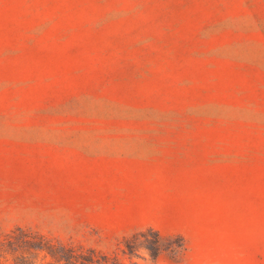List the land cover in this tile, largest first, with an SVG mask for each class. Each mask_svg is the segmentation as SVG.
<instances>
[{
	"label": "rangeland",
	"instance_id": "374dc122",
	"mask_svg": "<svg viewBox=\"0 0 264 264\" xmlns=\"http://www.w3.org/2000/svg\"><path fill=\"white\" fill-rule=\"evenodd\" d=\"M16 229L0 264H264V0H0Z\"/></svg>",
	"mask_w": 264,
	"mask_h": 264
},
{
	"label": "trees",
	"instance_id": "16d2710c",
	"mask_svg": "<svg viewBox=\"0 0 264 264\" xmlns=\"http://www.w3.org/2000/svg\"><path fill=\"white\" fill-rule=\"evenodd\" d=\"M17 230L18 233L16 232ZM25 236L27 237V234L21 229H16L11 233L6 234L4 238L0 240V252L6 251V254H15L16 252H19L20 250L12 248V246L21 242L26 243V240L22 239Z\"/></svg>",
	"mask_w": 264,
	"mask_h": 264
}]
</instances>
